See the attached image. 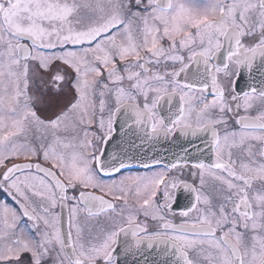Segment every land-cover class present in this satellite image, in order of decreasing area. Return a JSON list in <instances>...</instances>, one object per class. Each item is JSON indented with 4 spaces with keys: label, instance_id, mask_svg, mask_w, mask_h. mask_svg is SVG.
Wrapping results in <instances>:
<instances>
[{
    "label": "snow or ice",
    "instance_id": "6c2138e0",
    "mask_svg": "<svg viewBox=\"0 0 264 264\" xmlns=\"http://www.w3.org/2000/svg\"><path fill=\"white\" fill-rule=\"evenodd\" d=\"M0 264H264V0H0Z\"/></svg>",
    "mask_w": 264,
    "mask_h": 264
}]
</instances>
